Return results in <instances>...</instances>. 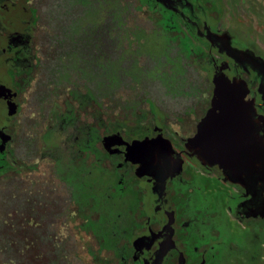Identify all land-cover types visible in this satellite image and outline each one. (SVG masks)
Segmentation results:
<instances>
[{
	"label": "flooded vegetation",
	"instance_id": "af4514ba",
	"mask_svg": "<svg viewBox=\"0 0 264 264\" xmlns=\"http://www.w3.org/2000/svg\"><path fill=\"white\" fill-rule=\"evenodd\" d=\"M32 2L0 0V264L73 229L94 264H264V0H138L159 55ZM219 78L250 163L190 142Z\"/></svg>",
	"mask_w": 264,
	"mask_h": 264
},
{
	"label": "trees",
	"instance_id": "16d2710c",
	"mask_svg": "<svg viewBox=\"0 0 264 264\" xmlns=\"http://www.w3.org/2000/svg\"><path fill=\"white\" fill-rule=\"evenodd\" d=\"M32 4L40 7L41 13L45 14L51 13L53 11L52 8H55L56 13L63 18L67 12L72 14L88 13L92 16L89 19H93L91 22L95 24L90 26V28L93 27L94 29H97L96 21L98 16L102 14L104 30L111 32L119 30L120 44L122 46L127 44L136 46L137 51L139 49L138 46L141 47L140 45L143 44L146 30L153 28L147 15L142 13L141 7H138V0H33ZM100 5L102 6L101 9H99ZM46 9L47 12L45 11ZM74 18L76 19V17ZM46 21L49 22L48 17H46ZM107 36L112 37V35ZM72 249V246L61 243L58 240L56 243V256L49 258L46 255L39 263L43 264L41 261L46 260V264H66L70 258L66 254H70V251L73 252ZM26 264H30V261L28 260Z\"/></svg>",
	"mask_w": 264,
	"mask_h": 264
},
{
	"label": "water",
	"instance_id": "95a60500",
	"mask_svg": "<svg viewBox=\"0 0 264 264\" xmlns=\"http://www.w3.org/2000/svg\"><path fill=\"white\" fill-rule=\"evenodd\" d=\"M243 89L239 84H230L225 78H219L216 82L213 107L202 122L200 132L191 139V143L200 141L202 153L205 156L217 157L227 160L235 156L247 157L249 160H238V163H250L251 157L257 156V147L249 145L237 146L238 135L249 132L248 125L244 123L245 108L243 106ZM220 110V112H217ZM247 127H246V126ZM144 143V142H143ZM142 143V144H143ZM223 163V162H222Z\"/></svg>",
	"mask_w": 264,
	"mask_h": 264
},
{
	"label": "rangeland",
	"instance_id": "374dc122",
	"mask_svg": "<svg viewBox=\"0 0 264 264\" xmlns=\"http://www.w3.org/2000/svg\"><path fill=\"white\" fill-rule=\"evenodd\" d=\"M102 6H99V9H101ZM47 12V9L45 10ZM101 11V10H100ZM94 14V13H92ZM90 15V14H88ZM160 38L154 33V32H148L143 40L142 47L138 49L140 51L141 49H146L145 47L149 48L152 46V53L155 55H159L160 51L158 50V47L161 44ZM158 45V47H157ZM101 208H106L104 204H100ZM61 236H66V238L69 239V242L72 244H69V246H72L73 252L69 255L70 258L66 264H94L92 261L93 259H90L91 256H89L87 252V245L83 242L81 235L83 232L79 233V230L73 229V230H62ZM43 264H46L47 261L43 260L41 261ZM38 264V263H36ZM41 264V263H40Z\"/></svg>",
	"mask_w": 264,
	"mask_h": 264
}]
</instances>
